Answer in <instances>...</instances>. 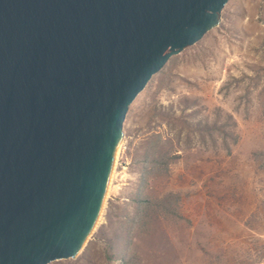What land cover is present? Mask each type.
<instances>
[{
	"label": "water",
	"instance_id": "obj_1",
	"mask_svg": "<svg viewBox=\"0 0 264 264\" xmlns=\"http://www.w3.org/2000/svg\"><path fill=\"white\" fill-rule=\"evenodd\" d=\"M229 0H0V264L76 259L131 104Z\"/></svg>",
	"mask_w": 264,
	"mask_h": 264
},
{
	"label": "rangeland",
	"instance_id": "obj_2",
	"mask_svg": "<svg viewBox=\"0 0 264 264\" xmlns=\"http://www.w3.org/2000/svg\"><path fill=\"white\" fill-rule=\"evenodd\" d=\"M123 133L101 225L50 264H264V0H229Z\"/></svg>",
	"mask_w": 264,
	"mask_h": 264
},
{
	"label": "bare ground",
	"instance_id": "obj_3",
	"mask_svg": "<svg viewBox=\"0 0 264 264\" xmlns=\"http://www.w3.org/2000/svg\"><path fill=\"white\" fill-rule=\"evenodd\" d=\"M123 143H124V136H123L122 140L120 141V144H119V147H118L117 155H116V158H115V164H114V168H113L112 175H111V178H110V182H109V185H108L105 201H107L106 199H107V197H109V194L111 193V191H113V189L115 190V188H114V180H115L116 176L118 175V173H117L118 161L120 159V155H121V152H122V149H123ZM105 203L106 202H104V207H105ZM104 207H103L102 213L100 215V218H99L98 222L96 223V226H95L94 230L99 226V224L101 225L102 215L104 214L103 213Z\"/></svg>",
	"mask_w": 264,
	"mask_h": 264
}]
</instances>
